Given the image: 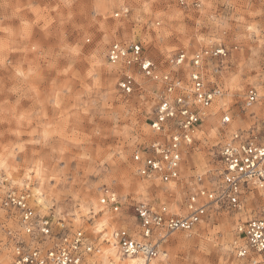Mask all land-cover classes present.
Instances as JSON below:
<instances>
[{"label": "rangeland", "instance_id": "rangeland-1", "mask_svg": "<svg viewBox=\"0 0 264 264\" xmlns=\"http://www.w3.org/2000/svg\"><path fill=\"white\" fill-rule=\"evenodd\" d=\"M127 1L130 10L126 15L120 14V37L131 41L138 37L144 53L154 61L159 60L157 67H164L165 71L181 68L180 74L187 77L191 54L215 46L227 51L220 76L239 70L253 53L257 67L264 62L261 56L264 0H201L198 8L181 7L177 0H134L138 2L136 6ZM121 3V0H0V156L8 157L12 173L23 179L17 173L26 163L35 165L43 158L47 167L53 158L59 161L62 150L67 149L63 151V156L68 158L64 166L50 171L57 177L71 175L77 181L76 185L61 184L55 200H50L53 189L45 187L44 196L50 200L45 211L32 206L38 216L49 217L53 234L72 232L64 211L71 203L65 187L80 191L82 186L85 193L91 190L94 195H104L107 185L100 181L109 176L112 165L103 164L100 159L106 161L112 154H123L129 166L136 169L133 151L147 145L153 137L146 129H150L151 111L163 84L151 93L149 106L148 100L141 103L135 96L129 98L117 85L119 77L109 79L112 74L107 70L110 63L106 49L110 42L104 41L116 25L115 13L121 9ZM145 5L149 12L142 11ZM249 27L254 30L249 32ZM158 28L160 32L171 33L163 47L156 41L146 43L157 34ZM179 50L187 53V59L180 67L173 68L171 58ZM91 70L96 73L95 80L88 77ZM243 79L246 81L248 76ZM244 87L251 88L248 84ZM244 99L245 96L241 97L233 106L234 116L245 121L238 129H217L213 136L209 125L214 121L211 116L203 119L177 179L162 183L141 177L147 185V196L137 197L132 192L121 205L128 226L134 221L133 207L140 201L154 206L164 203L171 211L183 212L190 193L201 185L217 187L221 167L219 149L232 132H240L243 138L261 139L264 117L253 113V119H248L250 108L258 107L259 102L246 107ZM45 136L47 155L42 152V146L30 143L35 139L43 141ZM73 156L77 158L75 161ZM81 156L91 159L81 161ZM198 175H202L201 183L196 179ZM54 183L46 181V185ZM97 185L104 191H96ZM30 188L31 185L20 189L8 182L0 183V264L2 259L6 264L11 261V244L5 228L20 236L23 233L17 215L3 207L2 198L8 190L29 193ZM254 196H257L255 191ZM258 202L256 197L254 204H246L238 213L212 205L205 218L192 229L175 231L166 237L160 245L161 251L168 253L162 264H221V261L248 264L237 259L233 250L236 224L238 219L258 214L261 209Z\"/></svg>", "mask_w": 264, "mask_h": 264}, {"label": "built area", "instance_id": "built-area-1", "mask_svg": "<svg viewBox=\"0 0 264 264\" xmlns=\"http://www.w3.org/2000/svg\"><path fill=\"white\" fill-rule=\"evenodd\" d=\"M177 4L185 8H198L201 0H177ZM126 8V7H125ZM125 8H121L117 13L126 15ZM136 44L131 41L127 48L117 50L116 46L110 43L106 49V59L111 64L112 55L117 57L116 63H122L124 57H130L131 52L128 48ZM139 47L143 49L140 42ZM224 47L215 46L202 48L194 51L188 59L189 71L195 73L208 68H219L217 73L220 76L222 70V61L227 55V51H221ZM177 54L185 56V51L179 50L172 58L171 63H177L179 67L185 63L186 59L177 60ZM141 55H146L143 52ZM201 60V65L197 66L195 59ZM181 69V68H180ZM180 69L176 71H166L169 74V81L163 84V89L159 93L157 100L152 108L149 118V127L153 124H162L160 132L153 131V137L148 144L142 148L133 151L140 157L139 163L135 161V155L132 154V160L136 169H139V175L147 181L169 182L175 180L180 175V167L187 156L188 149L195 141V136L199 131L201 123L205 116L203 109L194 108L190 100L183 98H174L175 92H169L166 85H174L182 79L187 80L180 74ZM118 87L127 94L126 88L132 86L126 81L124 76H119ZM201 85L207 91L211 83H205L201 80ZM219 80H217V86ZM217 88H213L216 91ZM253 89L249 88L245 96L244 104L250 107L253 102L250 100ZM199 98V96L197 97ZM183 99V102L181 100ZM163 103H167V111L174 113L166 117L165 121H159L160 109ZM187 112L189 118L195 115L197 119L191 120L185 127V115ZM189 132L192 134V143L188 144L186 138ZM179 135L184 139L176 140ZM219 161L221 162L218 178L220 182L217 188H209L201 185L195 192L190 193L184 201V211H171L164 203L154 206L149 202L140 201L133 207V224L131 226H120L119 232L115 235L120 253L124 256H134L142 254L144 261L148 262L156 258L161 249L160 245L166 237L175 231H187L192 229L198 222L203 220L208 213L209 208L215 205L217 208H225L228 211L238 213L241 211L240 205L235 201L238 196L247 193L252 197L249 200L245 197L244 203L252 205L256 197L261 206L260 212L250 216L245 220L238 219L236 224V239L234 240L233 250L237 259L245 261L248 264H264V249L260 247L264 244V201L260 197L261 186L264 185V130L261 133L259 141L252 136L243 138L240 132L234 131L226 139L219 149ZM199 183L202 182V175L196 177ZM254 191L257 196H254ZM110 195L105 190L104 196ZM111 203V201H109ZM2 205L8 210H12L18 217V222L23 229L22 236L15 233L10 228H5L7 240L11 244V261L9 264H36L37 255L39 259H45L48 264H89L88 255L85 252V244L94 248L87 237L73 240L72 232H61L53 234L52 225L48 216H38L34 208L29 204L27 191L8 190L2 198ZM122 205V203H121ZM120 205V206H121ZM32 228L31 237L25 231V228ZM40 228H46V243L41 248L40 244H34L38 239ZM45 249L48 251L46 252ZM238 250H243L246 254L244 258H238Z\"/></svg>", "mask_w": 264, "mask_h": 264}, {"label": "snow or ice", "instance_id": "snow-or-ice-1", "mask_svg": "<svg viewBox=\"0 0 264 264\" xmlns=\"http://www.w3.org/2000/svg\"><path fill=\"white\" fill-rule=\"evenodd\" d=\"M169 8L173 9L171 3H169ZM125 12L129 11L128 8L124 9ZM144 12H149L148 5H145L143 10ZM174 11V9H173ZM150 14V13H149ZM176 16L179 13H175ZM120 13H117V21L115 27L111 28L108 31V34L105 36V44L109 42L114 44L119 50L120 48H127L128 44L131 43L130 39L120 37ZM254 29L249 27L248 31L252 32ZM171 35L169 32H160L159 28L157 29V34L152 36L150 40L146 43H151L152 41L159 42L163 47L164 43L168 42V37ZM140 41L139 38H136V44H132L131 48H128V51L131 52V56L124 57L122 63H116L117 57L112 55V63L107 65V70L112 75L109 79L115 77L124 76L126 81L132 86L126 88V92L131 98L135 96L137 101L141 103L148 100L150 106L149 97L151 93L158 90V86L169 81L170 77L168 72L164 70V67H157V64L160 63L159 60L154 61L152 57L147 55H141L143 49L139 47ZM264 43V42H262ZM172 49H169L171 52ZM221 51H225L221 48ZM107 55V53H106ZM261 56L264 57V51L261 52ZM177 60L187 59V53L185 56L181 57L177 54ZM197 66L201 65L200 59H195ZM165 67H167L165 65ZM172 67H179V65L173 62ZM170 71V69H169ZM219 68H208L203 71L201 75L200 71L193 73L189 71L187 74V80H181L179 83L174 85H166L169 92H175L176 96L174 98H183L190 100L196 109H203V115L205 117L211 116V119L214 123L210 124L209 127L212 129L211 135H216V130L220 129L231 131L232 128H240L245 124V121L238 120L233 114V106L239 103L241 97L247 96L248 89L244 87L245 84H248L252 89L253 93L250 97V100L255 104L256 101L259 102L258 107L250 108L248 119H253V113L264 117V62L260 63L257 67V62L255 59V53L249 60H246L242 63L239 70L233 69L230 72H225L223 76H218ZM247 75L248 79L245 81L243 77ZM88 77L90 80H95L96 73L94 70L89 71ZM201 80H204L205 83L210 82L211 87L204 90V87L201 85ZM217 80H219V85L217 86ZM119 81H117V84ZM257 84L259 87H257ZM217 88L216 91H213V88ZM90 90V89H89ZM199 96V98H197ZM183 99L181 102H183ZM135 103V101H133ZM169 105L163 103V108L160 109V115L158 117L159 121H165L166 117L174 115V113L167 111ZM185 127H187L191 120L197 119L195 115H192L190 118L188 113L185 112ZM163 128L162 124H153L151 129L146 131L148 132H160ZM191 133L189 132L186 142L188 144L192 143ZM202 135V133H201ZM181 136L177 135L176 140L180 141ZM30 143L36 146H42V152L47 155L48 148V138L45 136L44 140L35 139ZM19 147V146H18ZM20 151H24L23 147H20ZM56 149L53 147L52 152L55 153ZM62 156L59 161H56L54 158L49 162L48 166H44L43 158L35 165L31 163H26L21 171L17 175H22L23 179H13L12 176H8L7 179L9 183L13 185H18L20 189H24L26 185H31L30 191L36 193L39 197V204L42 205L41 211H45L47 207H50V200L57 199V193L60 192V185L64 184L65 186L69 183L76 185L77 181L72 178L71 175H61L57 177L53 171L50 169H56L57 167H63L67 161V157ZM135 155V153H133ZM77 158L72 157V160L75 161ZM81 161H88L91 158L89 156H81L79 158ZM140 157L135 155L136 163H139ZM100 162L103 164L111 163L112 168L109 170L110 174L106 179L100 181L101 184L107 185V191L110 195H94L91 190H88L87 193L84 192L82 186L81 190L77 191L76 187H73L71 190H68L65 187L64 191L67 192V198L70 199V207L66 212V217L68 220V227L71 229L73 235V240L80 238L83 239L87 237L92 243L100 242L98 247H106V241L111 240L115 244V235L119 232V225L125 224L129 225V221L125 218L123 208L120 206L126 198L130 196V193L135 192L137 197L141 195L147 196V185L142 181V178L139 175V169H132L129 166V161L126 159L125 155H116L112 154L105 161L103 158L100 159ZM8 165L6 161H0V169L7 171ZM71 172V169H68ZM76 176H79V169L75 173ZM53 180L54 184H47L46 181ZM53 189L51 192L50 200L45 199L44 189ZM174 187V186H173ZM96 191L103 192L104 189L97 185ZM245 197L249 200L252 197L248 196L247 193L244 195L238 196L235 203L240 205V208L243 209L247 207L244 203ZM260 197L264 201V185L261 186ZM111 201V203L109 202ZM74 209V210H73ZM57 216H60V212H57ZM25 231L28 233L29 237L33 232V229L28 227L25 228ZM40 236L38 239L34 240V244H40V247L43 248L44 244L47 242L45 238V233H47L46 228H40L38 230ZM260 247L264 249V244H261ZM85 252L90 253L92 248L89 244H85ZM179 250V249H178ZM47 252L48 250L45 249ZM37 261L36 264H48V261L45 259H39V252L36 253ZM246 256L243 250H238V258H244ZM119 257H117V264ZM221 264L223 262L221 261Z\"/></svg>", "mask_w": 264, "mask_h": 264}, {"label": "bare ground", "instance_id": "bare-ground-1", "mask_svg": "<svg viewBox=\"0 0 264 264\" xmlns=\"http://www.w3.org/2000/svg\"><path fill=\"white\" fill-rule=\"evenodd\" d=\"M121 1L123 2V3L120 4L121 8H125L126 7V8H128L130 10L129 4L128 3L126 4V2H125L126 0H121ZM127 2L131 3V5H133V6L138 5V2H136V1L134 2V0H128ZM3 155L4 154H2V156H0V161H6L7 165H8V168H7V171H5L3 169H0V183L1 184H5V182L9 183V181L7 179L8 176H12L13 179H22L21 177L17 178L14 175V173H12V171H11V168H12L11 167V163L9 162L8 157H6V156L4 157ZM14 171H15V169H14ZM9 184L13 185L12 183H9ZM13 186H18V185H13ZM217 187H215V188H217ZM28 199H29V204L30 205L32 204L31 206H35L38 209L42 208V205L39 204V197L36 195V193L30 191L28 193ZM114 239H115V237H114ZM99 243L100 242L92 243L94 248L91 251V253L88 255V263L89 264H117V257H119L118 264H162V263L165 262V259L168 256L167 255L168 253L165 252L164 250H162V251H160L159 255L156 258L151 259L148 262H145L142 254L134 255V256H124V255H122L120 253L119 249H118V244H117L116 239H115V244H113L111 242V240L104 242L107 245L106 247H98L97 245ZM1 262H2V264H6V261L4 259H2Z\"/></svg>", "mask_w": 264, "mask_h": 264}]
</instances>
